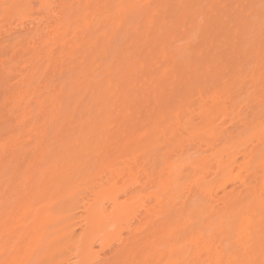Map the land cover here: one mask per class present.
<instances>
[{
    "label": "rangeland",
    "instance_id": "rangeland-1",
    "mask_svg": "<svg viewBox=\"0 0 264 264\" xmlns=\"http://www.w3.org/2000/svg\"><path fill=\"white\" fill-rule=\"evenodd\" d=\"M46 1L48 9L43 7V0H1L0 3V145L5 143L6 147L5 151L0 149V157L2 155L5 158V167L0 171V214H4L0 226L7 225V234H13L8 245H3L4 240L1 241L5 248H0V262L6 264H11L7 259L9 248H13L17 243L15 238L21 236L25 229L29 236L19 244L21 254L33 237L34 241L36 236L41 239L33 245V254L23 264H39L48 242L53 239L54 221L42 226L41 219L33 221V215L40 211L42 217L47 211L45 207L49 201H42L38 195L40 175L45 172L47 182H50V176L54 172L53 162L57 159H61V166L76 161L77 164L87 161L91 166L103 156L99 157L97 154L116 146L128 148L121 155L124 156L121 160L126 161L132 154L142 156L138 158L140 162L144 160L142 158L148 159V170L155 173L151 178L152 182L149 184L145 177H141L139 181H142L141 184L147 181L146 191L152 192L157 190V183L163 179L165 168L164 179H167L170 163L174 164L172 168L180 176L186 168L183 162L178 169L180 161H198L211 155L208 158L210 172L200 175L206 176L207 181H216L212 173L217 171V166L211 158L216 152L215 148L225 147L224 138L227 134L238 135L244 116L248 119L243 120L248 122L244 129L249 128L244 134L255 126L257 118L264 117V0H152L151 4H147L146 0ZM13 3L24 7L16 10L5 8V5L11 6ZM120 3L122 5L119 8ZM145 3L147 7H144ZM50 8L54 11H50ZM69 10L73 18L69 16ZM151 16L152 26L150 23L148 26L147 18L150 19ZM61 17L65 18L64 22L70 23L61 31L65 33L63 39L56 37V24L62 20ZM166 70L169 72L166 73ZM164 71L166 72L163 73ZM83 72L86 73V78L77 80ZM253 76H259V87L252 85ZM252 86L256 88L251 89ZM200 88L204 90L205 98L213 97L215 93L220 100H225L226 112H215L218 113L217 119L213 115V127L221 132L216 134L219 138L188 139L189 136L186 135L181 142L171 138L169 144L162 136V131L166 125H170V119L178 110L185 111L191 106V101H187L190 96L196 100L191 109H195L198 114L197 98L199 99ZM20 91L22 103L18 107L13 102ZM226 99H229V104ZM236 111L242 117H238ZM156 113L163 116L165 114L166 121L154 125ZM184 115L182 119H187ZM236 116L238 120L242 119L239 122L233 121ZM195 121L197 124L201 120ZM172 132L169 131L168 138ZM81 135L85 140L88 139V155L80 154L76 143L69 145L70 141ZM154 136H158L159 140L151 152L153 154L150 157L143 156L142 148L154 141ZM85 140L81 138L79 144L83 145ZM98 140L101 147L97 153L95 146ZM235 140H230L231 145L237 143ZM162 169L163 174L160 172ZM13 171L20 176L11 180ZM26 174L32 179L28 189L24 185L18 186ZM155 178L157 179L154 180ZM180 182L181 186L175 191L176 196L170 208L165 206L162 210L159 209L160 212L156 210L157 217L153 216V212L152 216L149 215L152 218H144L145 209L139 212L136 222L140 225L139 228L146 223L148 226L145 228V225L144 231L137 226L142 233H134L138 237L133 236L131 239L132 247L124 249L115 239L108 248L102 250L101 257L104 261L109 259L104 264H143L147 257L153 258L148 262L156 264V255L159 257L163 252L168 255L172 246L181 247L182 244L200 238L211 240L214 245H221L220 241L213 238L216 236L215 230L220 227V219L211 208L212 202L199 191L192 179L187 182L183 178ZM50 185L49 189L52 190L54 183ZM108 186L109 184L107 188ZM83 188L79 195L84 193ZM129 189L135 193L139 188L129 187L128 192L125 191L128 196L132 192ZM233 190L232 181H218L214 188L216 199L220 200L218 204L234 196L236 192ZM120 194L122 200L124 196ZM59 201L57 196L55 204ZM236 201H232V204L239 207L240 200L239 203ZM21 203H27L31 207L27 215L18 214L16 206ZM153 203L151 205L154 207ZM164 205H167V200ZM10 212L17 214L18 220L22 218L24 227H18L14 217L9 218ZM75 213V218L81 216L80 211ZM75 223H78V219ZM33 229L38 230V235H35ZM75 231L77 234L81 232L78 227H75ZM123 235L126 237L125 232ZM137 246L135 252L134 248ZM122 248L127 251L124 252ZM123 252H128L125 257ZM131 253L132 256L136 255L132 260L128 259ZM163 260L157 261V264H166V258Z\"/></svg>",
    "mask_w": 264,
    "mask_h": 264
},
{
    "label": "bare ground",
    "instance_id": "bare-ground-1",
    "mask_svg": "<svg viewBox=\"0 0 264 264\" xmlns=\"http://www.w3.org/2000/svg\"><path fill=\"white\" fill-rule=\"evenodd\" d=\"M0 3H1V0H0ZM43 3H44L43 7L45 9L46 8L48 9L49 4L47 3V1L43 0ZM146 3L151 4L152 0H146ZM146 3H145V5L143 4L144 7H147ZM23 4H25V3H23ZM12 5H15V3H13ZM121 5H122V3H120L118 5V7L120 8ZM19 6H20V8L16 7L14 9L16 10V9H21L24 7V6L22 7L21 4H19ZM148 7H149V5H148ZM51 8H50V11H54V9H51ZM10 9L12 10L13 8H10ZM68 14L71 18H73V16H71L72 12L70 10L68 11ZM152 16L150 17V19L147 18V20H149V22H147L148 26H149V23L152 26V21L150 22V20H152L151 19ZM61 19L62 20H59L56 24V31H57L56 37H59V38L61 37L63 39V36L65 35V33L61 32V31L63 29H65L66 26H68L70 23L64 22V20H65L64 17H61ZM203 24H205V23H203ZM162 44H163V40H162ZM156 45H159V44H156ZM229 56L231 57V55H229ZM166 71H164L163 73H165ZM168 72L169 71H167L166 73H168ZM217 74H218V71H217ZM86 76H87L86 73L83 72L81 75H79L77 77V80L78 79L81 80L82 78H86ZM168 76H170V75H168ZM173 79H175V77ZM203 79H204V77H203ZM262 79H263V76H262ZM79 81H77V82H79ZM91 82L94 84L97 83L95 81H91ZM252 82H254L252 85L255 86V84H256V86H258V84L260 82L259 76H258V78L253 76ZM196 85H198V84H196ZM111 86H112V84L110 85V87ZM108 87H109V85H108ZM146 87H147V85H146ZM252 88H256V87L252 86L251 89ZM52 89L55 90V88H52ZM198 90H199V99L197 98V100H198V103H197L198 108L197 109L199 110V111L197 110L198 114L194 111L195 109H193V108L191 109V106L193 107V105H195L196 100L193 99V96H190V98L188 97L187 101H191L190 102L191 106L189 105L185 111L182 109L178 110L177 112L175 111L176 113L175 114L173 113L174 116H173V118L170 119V121L168 123L170 125H168V126L166 125L165 130L162 131V133H161L162 136L165 137V140L169 144H171V138H172V140L176 139V141L178 140L179 142H181V140L185 139L186 135L189 136L188 139L199 138L202 140H204V139L210 140V139L214 138L215 136L217 137V135H218L217 133H219V132L216 131V129H218L217 127H215L216 129L213 127L214 126L213 121H215V118L218 115V113L215 114V112H222L223 110H224V112H226L227 108H226L225 100H220L221 98L218 95H215V93L213 94L214 95L213 97L210 96V97L205 98L204 94H203L204 90H202V88H200ZM255 90L256 89H254V91ZM191 91L193 92V90H191ZM60 92H61V90L59 91V93ZM260 92H261V90H260ZM27 93H29V92H27ZM142 94H144V93H142ZM177 94H179V92ZM196 94H198V93L196 92ZM116 95H117V93H116ZM124 95H125V93H124ZM175 95H176V93H175ZM192 95H194V94H192ZM232 96H230L231 97L230 99H232ZM16 97L17 98L14 100L13 103H15V105L20 107L18 104H20V102L22 103V101H21L22 100V91L18 92V96H16ZM253 97H256V96H253ZM51 99H52V97H51ZM125 99H126V97H125ZM179 99H180V97H179ZM183 100H184V98H183ZM226 100H228L227 103L229 104V99H226ZM249 100H250V98L248 99V101ZM76 101H78V100H76ZM233 101H231V102H233ZM179 103H181V101ZM182 103L184 104V102H182ZM166 105H168V104H166ZM232 105H234V104H232ZM237 105H239V104H237ZM152 108H154V107H152ZM228 108H229V106H228ZM236 108H239V107H236ZM16 109H17V107H16ZM77 109H78V106L76 105L75 111H77ZM155 110H154V112H155ZM73 111H74V109H73ZM171 111H172V109H171ZM237 111H238V109H237ZM237 111H236V114H237ZM102 113H103V111H102ZM162 113H165V112H162ZM194 113H196V114H194ZM238 113H239V111H238ZM183 114H185L184 118L187 117V119H182ZM186 115H188L189 117ZM213 115H215L214 120H213ZM240 115L241 114H239L238 117ZM164 116H165V114H164ZM164 116H163V114L160 115L159 113H156V117H155L156 122L154 123V125H157V124H160V123H163L164 121H166L164 119ZM220 116H222V115H220ZM232 116H234V115H231V117ZM197 117L202 118V119H200L201 121L198 120L199 118H197ZM238 117L236 116L235 119L233 118V121L239 122L240 119H242V118H239V120H238L237 119ZM240 117H242V116H240ZM244 118H246V117L244 116ZM244 118L241 121L242 124L241 125L239 124L240 125V132L238 133V135L232 136L231 133L227 134V136L224 138L225 141L223 140L225 143V147L221 146V148H218V147L215 148L216 152L214 151L215 154L213 153L214 156H212L211 158H212V161L214 160V162L217 166V171L212 173L214 178L216 179V181H213V180L207 181L206 176L200 175L202 173L208 174L210 172L211 165L209 162L210 159L208 161V158L211 155L209 157H207L208 156L207 155V156H205V158L201 157L202 159H199L198 161H196V160L192 161V162H189L187 160L180 161V163L178 164L179 166L177 165L178 169L181 168V166H180L181 163L184 162L186 164V168L180 176L176 175V171L173 170L172 166L174 164H171V163H170V165L168 164L169 165V169H168L169 174L167 173L168 174L167 179L166 180L164 179V177H165L164 174L166 173V170H167L165 168L164 171H163V169L160 171L162 174H163V172H165V173L162 175V176H164L163 179L161 178L162 180L160 179V177H158V179H160V181H159V183H157V186H158L157 190L152 191V192L146 191L147 184L148 183L150 184V182H152L151 178L153 177V175L155 173H151V171L149 172V170H148V168H149L148 159L145 160L146 158H142L144 160L140 162L138 158L142 157V156H140L141 152H142L143 156H148V157H150L149 155L153 154L151 152H153V150L155 148V144L159 140L158 136H154V139H153L154 141H152V142L150 141L151 143H148V145L145 146V148H142V151L139 152L140 157H138L136 154H132V156L129 159H126V161L121 160L124 157V156L121 157V155L124 154V152L128 148L122 149L121 147L117 148V146L114 149L112 148V149H109L108 151H104L103 153L97 154L99 157L102 155L103 156L101 157L100 161H97L95 164H93L91 166L89 165V163H87V161H85V162L83 161L79 164H77L78 162L76 161L75 163L72 162V163H68L67 165L64 164V166H61V165H59V163L61 162V159H57L55 162H53L54 172L50 176V178H51L50 182H47V177L45 176V172H42L41 175H40V172L38 173V175H40V182H41V184L39 186V191H38L39 198L42 201H49V203L45 207V208H47V211L44 214V216L41 217L40 211L35 212L33 215V217H34L33 221H37L38 219H41L40 224H42V226L48 225L47 223L48 222L50 223L51 220L54 221V224H55V228H54V231L52 233L53 239H51L48 242V245L45 249V252H44L42 259H41V262L39 264H104V262L105 263H106V261L108 262L109 259L104 261V258L101 257L102 250L108 248L110 246V244H112V241H114L115 239H117V241L120 242V244H118V245H120L122 247L124 246L123 247L124 249L128 248V246H130L132 244L131 239L133 238V236H134V238L136 237L135 236L136 234L134 235V233L135 232L142 233L141 231H139V229L144 231L145 228H147V226H148V223H146V224H144V226H142V228H139L140 225H138V223H136L137 219H138L137 217L139 216L138 215L139 212L143 211V209H145L144 212L147 215L145 214L146 216L144 215V218H146V217L148 218V217L152 216L153 212H154L153 216H156V212H155L156 210L160 212L163 208H165V206L170 208V204L176 196L175 191L180 188L179 187V186H181L180 181L183 178L184 179L186 178L187 182L190 179H192L194 184L198 187L199 191L201 193L205 194L209 198V200L212 202L211 208L214 212H216L218 218L220 219V227L215 230L214 235H216V236L213 238L216 241H220L221 245H214L211 240H204L203 238L194 239V240H191L188 244H186V243L182 244L181 247H177L176 245L172 246L170 251L168 252V255H167V253H164V252L161 255L159 254L160 255L159 257L156 255L154 258L155 261L157 260L160 262L166 258V261H167L166 264H230V262H237V261L248 262V264H261V261H264V123H263L264 119L262 120V118H264V117L261 116V118H257L255 120L256 121L255 126H252L250 131L247 132L246 134H244V133L248 127H246V129H244V128L246 126L245 123L247 122L248 119L246 118L247 120L245 119L246 122H244L243 121ZM196 119H197V121H200V122H197V124L195 121ZM149 122H150V120H149ZM152 122H154V121H152ZM236 124H238V123H236ZM105 128H106V126H105ZM158 129H160V128H158ZM168 130L173 131L170 138H168V133H169ZM103 132H104V130H103ZM222 132H224V131H222ZM226 132L224 133L225 135H226ZM124 134H125V132H124ZM233 134H235V133H233ZM81 138L83 140H85V138H83V135H81V136L77 137L76 139H74V141H70L69 145H70V143H76L78 146V149H79V153L80 154L85 153L88 155L87 152L90 150L89 145L87 144L88 139L84 141L83 145H80L81 143L79 144V142H80ZM217 138H219V137H217ZM236 138H237V140H235ZM230 140H235V142H237V143L236 144L234 143L235 145L234 144L231 145ZM4 144L2 143L0 145L1 151L6 150V149L4 150V148H6L4 146ZM137 144H138V141H137ZM208 145H210V144H208ZM99 147H101L100 146V140L97 141L96 146H95V150L97 153L99 152V150H98ZM134 149H135V147L133 148V150ZM73 152H74V150H73ZM92 154H94V153H92ZM87 155H85V157ZM14 156H15V154H14ZM16 156H17V154H16ZM238 157L241 158V161L239 160ZM11 164H12V162H11ZM165 164H166V162H164V165ZM4 167H5V158H2V155H1V157H0V171H2ZM30 167H31V165H30ZM31 168H33V167H31ZM16 169H17V167H16ZM178 169H177V171H178ZM30 170L32 172V169H29V172H30ZM235 171L237 172L236 174L234 173ZM25 172H27V171H25ZM161 173L160 174L158 173V174L161 176ZM98 175H100V176L98 177ZM174 175H176V176L174 177ZM18 176H20V174H18L15 171L12 174L11 180L15 179ZM141 177L142 178L145 177L146 180L147 179L149 180V182L147 183V181H146V183L144 182L143 184H141L140 182H142V181H139V179H141ZM156 179L157 178H155L154 180H156ZM21 180L22 181L19 180L20 182L18 183L19 184L18 186L20 187V186L24 185L28 189V185H29L30 181H32V179L27 177V174H26V175H24V178ZM225 180H226V182L227 181L233 182V184H234L233 192H236V194L234 196L228 198L227 200H224L223 202H221V204H218L220 202V200L216 199V195L214 194V188H215V185L217 184L218 181L224 182ZM16 182L17 181H15V183ZM52 183H54V188L52 190H50L49 185ZM104 183L107 185L109 184L108 188H107V185H105ZM129 187L130 188L134 187V188H139V189H138V191H135V193L133 192V190L129 189L133 193L129 191L131 193V195L128 196L126 194L128 192ZM82 188L84 190V193L79 195V192L82 191ZM125 191H127V192H125ZM120 193H122L123 194L122 196H124V198L122 200H121V194ZM132 194H134V195H132ZM57 196L60 198V201L58 202V204L57 203L55 204V199L57 198ZM243 197H245L246 201L244 200ZM235 199H237V201ZM166 200H167V205H164ZM239 200H240V203H239ZM232 201L238 202L240 204V205L238 204L239 207L234 206V204H232ZM152 202H154L153 203L154 207L151 205ZM80 203H82V206H80ZM15 205H16V203H15ZM9 207H10V205H9ZM147 207H148V209H146ZM11 209L8 208V210H11ZM16 209L19 210L18 214L21 213L22 215H27L30 212L31 207L27 203L26 204L21 203V204H17ZM159 209H161V210H159ZM76 211L81 212V216H79L78 218H75V216H76L75 212ZM6 212L7 211H5V213ZM159 212H157V213H159ZM43 213H44V211H43ZM3 215H4L3 213L0 214V223H1V219L3 218ZM8 215H11V216H9V218L14 217L15 221L17 222L18 227H24L22 218L20 220H18L19 217L17 214H14V212H12L11 214H8ZM149 215H151V216H149ZM7 219H8V217H7ZM76 219H78V223H75ZM148 220H150V218ZM7 221H9V220H7ZM141 224H143V223H141ZM145 225H146V227H145ZM6 226L7 225H5V224L0 226V248L2 247V249H4L5 247H3L1 245V241L4 240L5 244L3 243V245H6L9 242L10 237L13 236L12 232H9L7 234V232L9 230L6 228ZM137 226L139 229L137 228ZM75 227H78L80 229L81 232L79 234H77V232L75 231ZM15 228H17V227H15ZM241 228L243 229V231H240ZM136 229H137V231H136ZM35 230H34V233L36 235L38 233V230L37 229H35ZM27 232L28 231L25 229L24 233L21 236H19V237L14 236V237H16L15 239L17 240V243H15L13 248H9V246H8V248L10 249V253H9L7 259L11 264H15V263L16 264H23L25 261H27L31 257L30 254H33V253H31L33 250H35L33 245H35L36 243H39L41 238H38V236H36V240L34 241V239H33L34 237H33L32 240L30 239L31 243H28V245L26 247H24L25 248L23 250L24 252H23V254H21L20 253L21 248L19 247V244H20V242H22L23 240H25V238H27L29 236L28 235L29 232L28 233ZM123 232L126 233V237H124ZM39 233H40V231H39ZM14 237H12V238H14ZM39 237H40V235H39ZM137 237H138V235H137ZM130 241H131V244H130ZM133 241H134V239H133ZM147 242L149 243V241H147ZM148 243H147V245H148ZM97 247H100L101 249L96 250ZM130 247H132V246H130ZM133 247H134V244H133ZM190 247L192 249H194L193 253L191 252L192 249L190 250ZM136 248H138V246L135 247L134 249L136 250ZM124 249H123V251H124ZM130 250H132V249H130ZM125 251H127V250H125ZM124 252H123V254H124ZM128 252H126V254ZM135 252H137V250ZM132 253L128 255V259H130V260L135 258L133 256H136V255L132 256ZM126 254H124L123 257H125ZM156 257H157V259H156ZM150 258H152V257H150ZM149 259L147 257L145 260H143L144 261L143 264H155L154 261H153L154 263L148 262ZM152 260H153V258H152ZM157 261H156V264H157ZM0 264H6V262H0ZM158 264H160V263H158Z\"/></svg>",
    "mask_w": 264,
    "mask_h": 264
},
{
    "label": "snow or ice",
    "instance_id": "snow-or-ice-1",
    "mask_svg": "<svg viewBox=\"0 0 264 264\" xmlns=\"http://www.w3.org/2000/svg\"><path fill=\"white\" fill-rule=\"evenodd\" d=\"M9 7L16 8V7H20V6L19 5H11V6L5 5L6 9L9 8ZM240 231H243V229L241 228ZM230 264H248V262L237 261V262H230ZM261 264H264V261H261Z\"/></svg>",
    "mask_w": 264,
    "mask_h": 264
}]
</instances>
